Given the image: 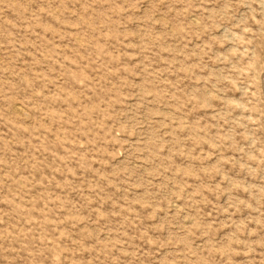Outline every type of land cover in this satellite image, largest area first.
Instances as JSON below:
<instances>
[{"label": "rangeland", "instance_id": "rangeland-1", "mask_svg": "<svg viewBox=\"0 0 264 264\" xmlns=\"http://www.w3.org/2000/svg\"><path fill=\"white\" fill-rule=\"evenodd\" d=\"M0 264H264V0H0Z\"/></svg>", "mask_w": 264, "mask_h": 264}]
</instances>
